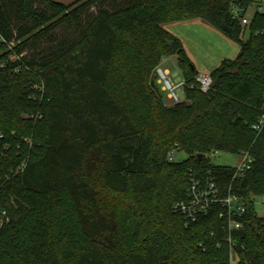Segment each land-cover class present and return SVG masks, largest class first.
Here are the masks:
<instances>
[{
    "label": "trees",
    "instance_id": "1",
    "mask_svg": "<svg viewBox=\"0 0 264 264\" xmlns=\"http://www.w3.org/2000/svg\"><path fill=\"white\" fill-rule=\"evenodd\" d=\"M231 2L0 0V264H264V12L243 26ZM194 18L240 44L207 92L163 26ZM172 55L174 103L151 82ZM244 150L243 175L209 159ZM191 174L243 197L233 245L218 209L174 210Z\"/></svg>",
    "mask_w": 264,
    "mask_h": 264
},
{
    "label": "built area",
    "instance_id": "2",
    "mask_svg": "<svg viewBox=\"0 0 264 264\" xmlns=\"http://www.w3.org/2000/svg\"><path fill=\"white\" fill-rule=\"evenodd\" d=\"M264 0H256L251 5L246 6L242 0H232L231 12L233 16L240 20L243 26L250 24L252 16L256 10L261 9ZM252 9L254 12L252 14ZM252 14V15H251ZM157 82L161 85L162 90L167 92V97L174 101H181L179 94L176 92L178 88L184 89L188 86L184 79L178 84L173 83L170 73L166 69L159 67L157 70ZM199 89L207 92L212 86V76L207 73H199L196 77ZM262 123L255 128L259 129ZM174 153L169 155L172 160ZM240 160L234 167L236 175H243L249 171L255 161L249 150H244L238 154ZM185 198L174 204V210L181 213L187 223L195 221L200 215L209 213L212 209L219 210V216L226 220L224 225V234L226 241L233 245V233L242 227V218L244 217L247 206L243 197L235 193H225L221 190L219 183L213 177L202 179L195 175H190L189 184L185 191ZM264 202V196H261ZM2 223V221H1ZM231 264H239L237 259L231 254Z\"/></svg>",
    "mask_w": 264,
    "mask_h": 264
},
{
    "label": "rangeland",
    "instance_id": "3",
    "mask_svg": "<svg viewBox=\"0 0 264 264\" xmlns=\"http://www.w3.org/2000/svg\"><path fill=\"white\" fill-rule=\"evenodd\" d=\"M59 1L69 4L76 0ZM260 11L264 12V5L261 7ZM253 12L254 9H252V14ZM163 26L182 41L187 56L199 73L211 74L223 63V61L233 60L239 54V43L231 40L201 18L170 22ZM58 33L61 34L60 31ZM241 35L242 40L246 41L249 36L248 30L244 29ZM160 67L169 69L170 78L173 83L178 84L182 81V71L178 64L177 56L172 55L164 58ZM176 92L179 94L180 99L183 100L184 93L182 88H178ZM166 94L167 92H165V95ZM172 102L174 103V101ZM168 103H170V100ZM187 157L188 155L185 152L177 151L174 153L172 160L180 162ZM209 159L212 163L217 165L235 166L238 164L240 157L232 153L220 151L211 154ZM255 209L258 216H263L264 202L261 197L255 198Z\"/></svg>",
    "mask_w": 264,
    "mask_h": 264
},
{
    "label": "water",
    "instance_id": "4",
    "mask_svg": "<svg viewBox=\"0 0 264 264\" xmlns=\"http://www.w3.org/2000/svg\"><path fill=\"white\" fill-rule=\"evenodd\" d=\"M157 75H158V73H157V71H155V72L153 73V77H152V79H151L152 84H154L155 79L157 78ZM198 156H199L200 158H202V157H203V154H199Z\"/></svg>",
    "mask_w": 264,
    "mask_h": 264
},
{
    "label": "crops",
    "instance_id": "5",
    "mask_svg": "<svg viewBox=\"0 0 264 264\" xmlns=\"http://www.w3.org/2000/svg\"><path fill=\"white\" fill-rule=\"evenodd\" d=\"M167 71H169V69L166 68Z\"/></svg>",
    "mask_w": 264,
    "mask_h": 264
}]
</instances>
